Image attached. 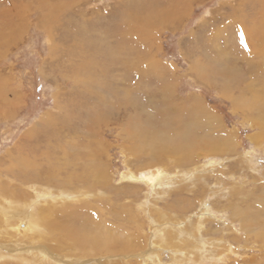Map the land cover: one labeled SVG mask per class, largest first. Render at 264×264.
<instances>
[{"label":"rangeland","instance_id":"rangeland-1","mask_svg":"<svg viewBox=\"0 0 264 264\" xmlns=\"http://www.w3.org/2000/svg\"><path fill=\"white\" fill-rule=\"evenodd\" d=\"M182 125L193 148L170 141ZM156 129L154 160L130 134ZM8 200L58 225L1 229L0 264H264V0H0ZM89 227L110 242L80 250Z\"/></svg>","mask_w":264,"mask_h":264},{"label":"bare ground","instance_id":"bare-ground-1","mask_svg":"<svg viewBox=\"0 0 264 264\" xmlns=\"http://www.w3.org/2000/svg\"><path fill=\"white\" fill-rule=\"evenodd\" d=\"M165 17H166V14H165ZM174 22V21H173ZM153 66H154V68L156 69V70H159V71H163V70H165L164 69V67L165 66H162V65H159V64H157V63H153ZM144 83V82H143ZM145 83H148V82H145ZM163 83H165V82H163ZM163 83L161 84V85H163ZM145 85V84H144ZM139 87V84L138 83H136L135 81H131V83H129V88L127 89L126 88V92L128 93V94H134V92L137 90V88ZM169 91V93H170V95H171V89L170 90H168ZM125 92V91H124ZM132 92V93H131ZM145 93L146 92H143L142 93V100H145L146 102V104H149L150 103V101L146 98V97H143V96H145ZM126 95V96H129V95ZM165 94V92H163V90H161V93H158V95H159V97H160V95H164ZM126 98H128V97H126ZM137 99V98H136ZM159 99V98H158ZM141 100V101H142ZM148 100V101H147ZM129 101V100H128ZM152 101H154L153 99H152ZM158 101V100H157ZM131 102V101H130ZM159 102V101H158ZM124 103H127V104H129L128 102H124ZM141 103V102H140ZM143 104V103H142ZM157 104V103H156ZM164 104V103H163ZM152 105H154L153 103H152ZM193 106H196L198 109L197 110H195L194 108H192V107H190V109H193V110H195V111H193V110H191V114L193 115L195 112H200L201 111V113L203 114V115H205L206 114V118H207V120H211L212 119V116H211V114H214V113H211L210 111H208L205 107H203L200 103L198 104V105H193ZM143 107V106H142ZM158 107V106H157ZM137 108V107H136ZM148 108H149V106H148ZM152 108V107H151ZM155 108V107H154ZM167 108V107H166ZM141 109H143V108H141ZM141 109H139V110H141ZM138 110V109H137ZM162 110V109H161ZM134 111V110H133ZM142 111V110H141ZM141 111H138V112H141ZM155 111V110H154ZM173 111V110H172ZM183 112H185V113H188L189 111H186V110H182ZM143 112V111H142ZM145 112V111H144ZM147 112V111H146ZM204 112H205V114H204ZM135 113V112H134ZM148 113V112H147ZM150 113H151V111H150ZM153 113V112H152ZM151 113V114H152ZM182 113V112H181ZM144 114V113H143ZM157 114V113H156ZM156 114H154V115H156ZM182 114H184V113H182ZM141 115V114H140ZM139 115V116H140ZM147 115H145V116H142V117H146ZM151 116V115H150ZM185 116V115H184ZM214 116V115H213ZM151 117H153V116H151ZM167 117V116H166ZM190 117V116H189ZM193 117V116H192ZM133 118V117H132ZM137 118V117H136ZM140 119V118H139ZM146 119V118H145ZM150 119L151 118H149V121H147L148 123L150 122ZM132 120V119H131ZM143 120V119H142ZM147 120V119H146ZM164 120V119H163ZM133 121H134V119H133ZM136 121V120H135ZM139 121V120H138ZM144 121V120H143ZM142 121V122H143ZM128 122V121H127ZM157 122V121H156ZM156 122H154L153 121V123H156ZM151 123V122H150ZM125 124V123H124ZM130 124V123H129ZM145 124V123H144ZM132 125V124H131ZM145 128V127H144ZM137 130V129H136ZM141 131V130H140ZM143 131V130H142ZM165 131V130H164ZM137 132V131H136ZM187 132L184 130V127H183V125L181 126V129H180V131H178L176 134V136L174 135V138H172L170 141H172L173 143H175V146H176V148H179L180 150L183 148V144H184V142L185 141H187V146L188 147H192L193 148V143L192 142H195V141H192L193 140V138H194V136L192 137V138H190V137H188L187 136V134H186ZM132 136H137V137H139L140 138V140L142 141V144H145L146 146H147V148L150 150V151H152V152H154V150L157 152V153H153L154 155V160H155V157H156V155H158V154H160L159 152H160V150H163L164 149V145H163V143L165 142V140L167 139V137H169V135L167 134V133H163L162 132V130H160V129H156V130H153V131H150V132H148V133H140V132H137V133H135L134 134V132L132 133V134H130V137H132ZM134 137V138H135ZM137 139V138H136ZM140 141V142H141ZM156 141H157V144H158V146H157V144H156ZM140 142H139V145H141L140 144ZM135 147V146H134ZM137 148H138V145L136 146ZM213 148H216L217 150H223L224 149V147L222 148L220 145H219V143L217 142V143H214V146H213ZM211 149H212V147H211ZM186 153V152H185ZM184 156V155H183ZM153 162V161H152ZM151 162V163H152ZM23 167L25 166V162L23 161V162H21L20 163ZM157 168V167H156ZM155 168V169H156ZM161 173H163V172H160V171H158L157 169H156V173H151V175L152 176H150V177H147V178H145V177H140V179L145 183V184H148L147 182H149L150 184H153V183H155L156 182V180H161L163 177H164V174L162 175ZM167 174V173H166ZM131 177H133V175L130 173L129 174ZM134 178V177H133ZM132 178V179H133ZM162 182V181H161ZM161 182H159V184L161 183ZM152 186V185H151ZM16 189V188H15ZM78 195H79V193H77L76 194V196L78 197ZM80 195H83L84 196V193L82 194H80ZM63 196V195H62ZM66 196H68V195H66ZM65 196V197H66ZM73 196V195H72ZM60 198H62V197H59V199ZM79 198V197H78ZM75 199V198H74ZM48 200V199H47ZM46 200V201H47ZM55 200L56 199H51V200H49V201H51V202H55ZM80 200V199H79ZM9 202L8 203H6V206H3V205H1L0 206V214L1 215H3V217H4V225H5V227H0V230L2 229L3 231H6V229H7V227L8 226H10V229L11 230H14V231H16V232H18V233H13V234H15V235H18V236H22V235H28L29 233V235H34V234H36L37 235V237L38 236H40V234L39 233H41L42 232V230L40 229L41 228V220L43 219V220H45L46 221V223H47V226L46 227H52V229L54 230V229H56L57 230V223H55V219H53L52 217H55V215L53 214L54 213V211L52 210L53 208H52V206L53 205H47V206H44V207H41L40 208V211H39V215L37 216L36 214H33V212L29 209V208H31L30 206L31 205H28L27 204V202L25 203V202H19V204L17 203V202H15L14 203V201H12V200H8ZM26 201V200H25ZM45 201V202H46ZM46 203H48V201L46 202ZM33 204V203H32ZM48 204H51V203H48ZM36 205V204H35ZM17 208H15V207ZM34 208V207H33ZM52 208V209H51ZM2 210V211H1ZM24 211V212H23ZM26 211V212H25ZM52 211H53V213H52ZM44 213V214H43ZM9 214H11V215H9ZM18 216H22V217H19V218H21L22 220H20L19 219V222H22V224L21 223H19L18 225H14V223H13V225L12 224H6V222H8L9 220H8V218L10 219V218H16V219H18L17 217ZM56 218V217H55ZM1 220V219H0ZM40 221V222H39ZM2 222V221H1ZM91 222H93V221H91ZM57 224V225H56ZM40 225V226H39ZM164 225V224H163ZM23 226V227H22ZM95 226V225H94ZM9 228V227H8ZM70 228V227H69ZM69 228H67L68 229V233L70 234V238H69V240L70 239H73V235H75L76 233L75 232H77V230L78 229H75V230H72V229H69ZM92 228V227H91ZM94 228V227H93ZM87 229V228H86ZM88 230V229H87ZM8 231L9 230H7V232L6 233H0V237L1 236H7V235H9L8 234ZM64 232V231H63ZM67 232V231H66ZM101 232V233H100ZM28 233V234H27ZM56 233V232H55ZM67 234V233H66ZM58 235V234H57ZM62 237V236H61ZM63 237H67L66 235L64 236V233H63ZM129 237V236H128ZM7 238H8V236H7ZM43 238V237H42ZM129 239V238H128ZM137 239V238H136ZM165 239H167V237H164V239L163 240H165ZM169 239H171V237H169ZM8 240V239H7ZM77 240V242L79 243V248H80V250H82L83 252H85V249L87 250V247L88 246H94V245H96V244H98V242H106V241H108V242H110V240L111 239H108V236L107 235H105L104 234V232H103V230L102 231H99V232H92L91 230H90V227H89V230H88V232H87V234H85V233H83V236L80 238V239H76ZM9 241V240H8ZM13 241H17V238H15V240H13ZM33 241V240H32ZM87 241H89L91 244H88V243H86ZM52 242V241H51ZM56 242V241H55ZM69 242H71V241H69ZM54 243V242H53ZM66 244H68V243H66ZM71 244H72V242H71ZM7 245V244H6ZM57 245V244H56ZM69 245V244H68ZM36 246V245H35ZM50 246H51V244H50ZM91 246V247H92ZM101 246V245H100ZM102 247H104V246H102ZM121 247H123V246H121ZM121 247H119V248H121ZM1 248H2V245H0V250H1ZM70 248V247H69ZM97 248V247H96ZM100 249V248H99ZM40 250V252H38ZM56 250V249H55ZM72 250H74V249H72ZM36 251V254H37V256H39L40 258H41V260H45V261H47L48 260V258H49V256H50V250H47V249H45V248H40L39 249V247H38V249H36L35 250ZM34 252V251H33ZM91 252V251H90ZM93 252V251H92ZM4 253H6V252H1L0 251V257H2V255L4 254ZM9 253V252H8ZM7 257L8 256H10L9 254L8 255H6ZM21 256V255H20ZM57 257H59V255L57 256ZM55 260V259H54ZM37 261V260H36ZM44 261V262H45ZM71 261V260H70ZM119 262V261H118ZM40 263V262H39ZM101 264V263H100ZM121 264V263H120Z\"/></svg>","mask_w":264,"mask_h":264}]
</instances>
